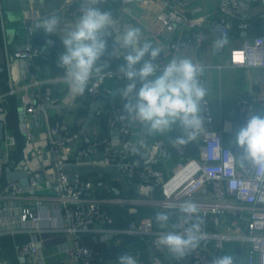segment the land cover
Returning a JSON list of instances; mask_svg holds the SVG:
<instances>
[{
  "label": "crops",
  "instance_id": "obj_1",
  "mask_svg": "<svg viewBox=\"0 0 264 264\" xmlns=\"http://www.w3.org/2000/svg\"><path fill=\"white\" fill-rule=\"evenodd\" d=\"M78 1L0 0V105L3 106L6 115L9 114L10 109L17 112L16 120L11 121L12 125L6 116L5 132H10L14 136V145L8 148L5 141L1 143L0 162L4 166L12 165L11 155L18 151L22 158H20V162L24 161L32 174L39 173L43 179L41 182L36 177L39 181L37 188L33 189L28 186L26 193L20 197L3 196L0 198V230L19 227L18 231L14 233L4 231L5 233L0 238V257L5 264H76L75 260L66 252V249L72 246L73 240L71 234L65 230L68 222L54 189L57 168L51 162L50 128L57 119L61 118L65 119L76 131H80L84 143L92 138L108 135V110L112 102L120 100L117 90L123 88L124 83L119 78L107 79L102 89V96L98 100H91L86 91L82 96L73 97L60 78V69L56 65L51 68L43 60L34 61L32 69H34L36 78H40L50 85L55 92V97L53 106L45 114L28 116L25 113V106L31 101L34 91L32 87H23L27 62L23 58L15 57V55L22 51L28 42L48 49L50 40L56 42L61 39L66 23L70 24L78 16L75 12ZM111 2H116L115 7L111 10L118 22L120 32L128 26L138 27L142 31V39L163 46L164 53L157 61L166 63L172 56H183L208 66L205 73V84L210 93L208 99L213 108L215 126L223 132L225 143L236 149L234 134L240 127L237 116V105L240 98L243 96L257 98L259 100L257 106L264 110V102L260 99L264 96V68L232 66L229 52L233 46H240L246 38L264 36V0H239V16L232 22L230 41L223 44L221 50L215 46V33L217 31L214 28L217 21L219 0H186L188 12L194 15L209 14L210 23L206 29L205 43L201 48L189 42L179 52H173L170 48L167 39L168 33L164 24L157 19L159 12L164 8V4L168 3L167 0H143L129 4H122L120 0H109L107 4L109 5ZM50 16L61 18V24L56 33L46 34L42 28L35 27L41 20ZM244 23L248 25L244 26ZM42 36L47 38L48 45L46 44L47 41L43 42ZM112 38L116 43L118 36L114 35ZM112 48L110 53H112ZM117 57L121 59L120 62H115L110 57L105 58V61L109 60L110 63L108 69H118L124 63L121 57ZM17 59H19L22 78L16 85L13 81L14 71L9 63L11 64ZM12 87L20 89L16 93H10ZM103 109L107 112H103ZM227 119L233 121L231 132L223 131L224 122ZM23 122L30 125L31 133L29 135L22 128ZM14 125H16L17 130ZM15 130L18 131V134ZM203 130L204 123L202 133ZM202 133L195 141L190 142L192 143V150H189L190 157L199 156L203 141ZM178 134L176 130H173L165 134L149 135L144 130L143 125L133 124L131 135L127 138H123L118 132L113 134L111 154L106 155L100 152V154L90 158H81L77 155L74 146H69L58 156L63 170L71 175L89 177L94 181L98 197L103 199L105 211L112 218L111 223L106 222L105 218L97 222L96 230L91 233L96 240L101 239L106 242V245H110L109 242L114 236L125 233L122 232L124 228L113 225L115 223L114 217L106 209L105 204L128 205L131 212H136L138 206H156L141 203V200L135 199L136 197L159 198L157 189L153 188L156 186L155 184L145 185L131 179L121 170L119 162L134 157L139 158L145 166L163 170L164 177L157 180L162 186L163 182L173 173L179 157L170 147L165 152L157 153L153 144L157 141L167 143L174 140ZM6 175V170L4 174H0V190L8 181ZM104 190L108 191V196L104 195ZM33 196L43 198V209L46 212L49 211L48 215L52 217L39 221V224L32 221L23 223L20 220L19 209L32 202ZM149 202L152 201L149 200ZM156 207L169 210L163 208L160 203ZM141 216L134 220L154 217L151 214L146 215L145 212H142ZM176 221V216H172L168 230H172L171 224L176 223ZM244 226V220L235 225L234 220L223 216L211 217L207 229L219 234L237 236L238 233L244 232ZM104 227H111L112 231L104 233L98 230ZM156 231H161L157 225ZM148 236H153L154 241L157 239V233L146 237ZM31 240L37 242L39 251L35 255L21 256L19 246ZM154 241L150 243L151 241L144 240V236H142V240H139V246L128 241L124 247L138 262L142 258H146L150 264H196V261H191L187 256L177 259L166 249L157 248ZM118 242L119 239L115 241L116 244ZM201 244L216 253L223 250H234L235 264H248L252 254L251 243L237 237L226 240L223 248L217 250L214 247V239L202 240ZM126 253L128 252L126 251ZM108 255L113 258L118 257L117 253L109 252ZM255 258H257V254H255Z\"/></svg>",
  "mask_w": 264,
  "mask_h": 264
},
{
  "label": "built area",
  "instance_id": "obj_2",
  "mask_svg": "<svg viewBox=\"0 0 264 264\" xmlns=\"http://www.w3.org/2000/svg\"><path fill=\"white\" fill-rule=\"evenodd\" d=\"M122 4L139 2L143 0H120ZM164 8L158 14V20L164 24L168 35V43L173 52L182 51L189 42L201 48L206 40V29L210 23L209 14H191L186 10V0H167ZM107 0H100V4ZM99 4V5H100ZM239 0H219L217 21L214 26L220 32L223 44L230 41V28L234 19L239 16ZM79 14V1L75 10ZM247 26L248 24H243ZM57 42V41H56ZM56 42L50 40L49 48H54ZM47 48L28 42L22 51L16 53L15 57L26 60V73L24 76V88H33V97L26 104L25 113L29 116H41L45 114L54 104L53 88L44 80L36 78L34 73V61L36 58H46ZM113 51V48H112ZM230 64L241 67H263L264 68V36L246 38L240 46H233L229 52ZM157 63H161L157 61ZM57 64V63H56ZM204 67L201 79L205 83V73L208 68ZM58 67V65H57ZM59 68V67H58ZM60 69V78L63 70ZM119 69V68H118ZM118 69H106L104 81L98 83L96 80L90 82L87 95L96 99L102 94V89L107 79L119 78L124 86L127 81ZM13 83V81H11ZM14 86V84H13ZM139 87V85H138ZM20 88L12 87L10 93H16ZM264 102V96L260 97ZM209 100V99H208ZM257 98L243 96L237 105V116L240 127L243 126L253 114L264 115V110L257 106ZM123 101L112 102L108 110L107 126L109 134L104 137H95L88 142H83L80 131H76L65 119H57L50 128L49 148L51 150V162L57 168L54 178V189L61 203L62 211L67 219L68 225L65 230L72 237V246L66 252L75 260L76 264H107L101 257L98 249L88 243L86 235L96 230L97 222L102 218L111 223L112 218L105 211L103 199L98 197L94 181L86 176L71 175L60 165L58 156L69 146H74L77 155L81 158H90L102 152L111 154L113 150L112 136L119 133L123 138L131 135L133 124L127 119L122 111ZM204 130L202 133V145L198 157H188L187 145H174L170 147L179 157L173 173L163 182L161 186V199L158 203L166 209H177L185 200H193L200 209L199 215L204 224L202 240L214 239L215 249H221L226 240L237 237L248 241L252 246L248 264H264V173L261 169L246 162L244 166L234 162L235 158L242 156V150L238 147L233 149L224 141L223 132L216 128L215 117L211 102L203 111ZM24 132L31 133L30 125L22 123ZM127 140V139H126ZM6 146L14 145V136L10 132H4ZM157 153L165 152L167 149L163 141L153 144ZM121 170L131 179L145 185H152L159 178L164 177V171L159 168L145 166L139 158H126L119 162ZM5 173V166L0 162V174ZM39 181L34 174L29 176V187L36 189ZM28 186L20 181L8 180L0 190V198L10 196L20 197L26 193ZM33 201L19 209L21 222L39 221L50 219L43 209V198L33 196ZM172 206V207H168ZM230 214H241V219H234V224L245 221L244 232L233 236L231 234H219L207 229L211 217H223ZM243 215L244 219H243ZM153 217L132 220L122 232L135 235H152L158 233L153 220L151 227L147 222ZM19 227L9 230H0L2 234L17 232ZM104 233L112 231L111 227L98 229ZM39 251L37 242L31 240L19 246L21 256L35 255ZM257 254V258H255ZM191 261L199 264H211L215 253L208 250L203 244L188 255ZM5 262L0 257V264ZM138 264H150L140 260Z\"/></svg>",
  "mask_w": 264,
  "mask_h": 264
},
{
  "label": "clouds",
  "instance_id": "obj_3",
  "mask_svg": "<svg viewBox=\"0 0 264 264\" xmlns=\"http://www.w3.org/2000/svg\"><path fill=\"white\" fill-rule=\"evenodd\" d=\"M100 0H79V14L61 35L62 49L56 63L63 70L62 81L71 96H82L91 81H104L109 60L102 62L108 39L114 35L111 57L124 61L118 71L127 83L117 90L123 101L122 111L134 125H143L149 135L176 130L174 145H187L202 133L203 111L207 107L209 89L201 79L204 67L189 57L172 56L166 63H157L164 53L162 45L142 39L138 27L128 26L120 32L111 10L99 6ZM61 18L50 16L36 24L46 34L57 32ZM159 73V74H157ZM139 85V87H138ZM235 144L242 150L234 162H246L264 173V115L253 114L235 131ZM172 207V206H168ZM193 200L183 201L177 209V222L171 224L172 212L157 211L153 220L161 231L154 241L157 248L166 249L177 259L195 252L204 238V220ZM153 220L147 222L150 228ZM116 264H138L129 253L117 257ZM211 264H235L234 257L223 254L213 257Z\"/></svg>",
  "mask_w": 264,
  "mask_h": 264
},
{
  "label": "trees",
  "instance_id": "obj_4",
  "mask_svg": "<svg viewBox=\"0 0 264 264\" xmlns=\"http://www.w3.org/2000/svg\"><path fill=\"white\" fill-rule=\"evenodd\" d=\"M108 1L109 0H107V2ZM107 2H106V4L103 3V4H100L99 6L101 8H103V9L111 10L116 5V2H111V4H109V5L107 4ZM42 38H43V42L47 41V38L45 36H42ZM39 43H40V41H39ZM46 44L48 45V41L46 42ZM113 44H114V40L111 37V38L108 39V48H107V51L105 53V56L102 58V62H104L105 61V58H107V57H110L115 62H120L121 61V59L118 58V57H111L110 49L112 48ZM48 50L49 51L46 54L47 55L46 58L38 57V58H36L35 61L36 62H40V60H43V61H45L46 64H48L49 67L52 68L55 65L57 66L56 61H57L58 57L60 56L61 52L63 51L61 39L57 40L56 46L54 48H50ZM53 96L55 97V92L54 91H53ZM101 96H99L98 98H96V100H98ZM91 100H94V99L91 98ZM9 108H11V107H9ZM16 117H17V112L14 111V110H12V109H10L9 114H7V119L9 120V123L11 125H12V122L11 121L16 120ZM14 126H15V129H16V125H14ZM16 134H18V131H16ZM171 142H173V140L165 143L166 146H167V149L170 147ZM191 144L192 143H188L187 144V153L189 154L188 157H190L189 150H192ZM171 149L173 150V148H171ZM233 149H235V148H233ZM20 158H21V154H19L18 151L13 152L12 155H11V159L13 160V164L12 165H18L19 162H20V160L22 159V158L21 159ZM7 166H5V168ZM154 184L156 186L153 187V188L157 189V193H158L157 196H160V194H159L161 192L160 182L155 181ZM154 184H152V185H154ZM103 192H104V195H106V196L109 195L108 191L104 190ZM105 207H106V209L109 210V212L111 213V215L114 217V222L115 223H113V225L115 224L116 227H120V228H126L127 225L129 224V222L132 221V220H134V219H136V218H138V217H140L141 214H142V212H145L146 215L147 214L154 215L157 211L163 210V209H161L159 207H156V206H138V210L136 212H131L128 209L129 208L128 205H118V204H107V205L105 204ZM168 211L172 212L173 213L172 216H174V217L176 216V220H177V211L175 209H170ZM226 217H229L232 220L237 219V218L238 219H241V214H230V215H228ZM142 236H144V240L151 241L150 243H152V241H154V239L152 238L153 236L146 237L147 235H135V234H129V233H120L119 236H114L113 239H111L110 242H109L110 245H106V242L105 241H102L101 239H100L101 241L100 240L99 241L96 240L95 239V236L92 235L91 233H88L86 235V238H87L88 243L90 245H92L94 248H96V249L99 250L102 259L107 264H116L117 258L110 257L108 255L109 252H111L112 254L117 253L118 256L121 255V254L126 253V251L129 254H131L127 249H125V247H124L125 243L128 242V241H130V242H133V244L136 243V246H139L140 245L139 244V240H142ZM117 239H119L118 244L115 243V241ZM95 240L98 241V242H96ZM214 253H215L216 256H220V255H223V254H230L232 256L235 255L234 250H223L222 252H217V253L214 252ZM142 260L147 261L146 258H142Z\"/></svg>",
  "mask_w": 264,
  "mask_h": 264
},
{
  "label": "water",
  "instance_id": "obj_5",
  "mask_svg": "<svg viewBox=\"0 0 264 264\" xmlns=\"http://www.w3.org/2000/svg\"><path fill=\"white\" fill-rule=\"evenodd\" d=\"M215 46L218 50H221L223 47V43L220 39V32L215 33ZM11 69L14 71L13 81L17 85L21 81L22 74L19 67V59L15 62L9 63ZM6 112L4 111L3 106L0 105V145L3 142L4 132H5V120H6ZM233 130V121L225 120L223 131L231 132ZM7 178L8 180L20 181L24 186L29 185V176L32 174L31 170H29L28 166L25 165L24 161L19 162L18 165H8L6 167ZM36 177L43 182L42 176L39 173L35 174ZM196 264H199L196 262Z\"/></svg>",
  "mask_w": 264,
  "mask_h": 264
},
{
  "label": "rangeland",
  "instance_id": "obj_6",
  "mask_svg": "<svg viewBox=\"0 0 264 264\" xmlns=\"http://www.w3.org/2000/svg\"><path fill=\"white\" fill-rule=\"evenodd\" d=\"M107 109V108H106ZM103 112H107L103 109ZM103 113V114H105ZM159 198H155V197H136L135 199L136 200H141L140 202L141 203H145L147 205H158V202L160 201L161 199V196H158ZM149 200H151L152 202H149ZM142 215V214H141Z\"/></svg>",
  "mask_w": 264,
  "mask_h": 264
}]
</instances>
